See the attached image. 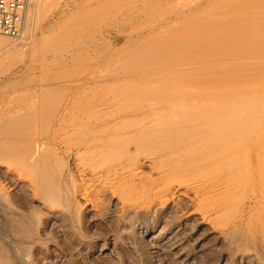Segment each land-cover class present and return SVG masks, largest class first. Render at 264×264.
<instances>
[{
  "label": "rangeland",
  "instance_id": "rangeland-1",
  "mask_svg": "<svg viewBox=\"0 0 264 264\" xmlns=\"http://www.w3.org/2000/svg\"><path fill=\"white\" fill-rule=\"evenodd\" d=\"M30 1H31L30 8H29L28 16L25 22V27H24V32H23L22 37L10 38L8 36L0 34V42L2 41H10V42L13 41L14 42L13 44L14 46H11L10 50L7 51L8 53H5V52H4L5 54L3 52L0 53V126H1L0 127V157H1L0 159V195H1L0 196V264H6V263L7 264H133L132 262H134V264H144L146 261L144 260V258L146 259V256L144 257V255L142 254L143 255L142 257L141 250H139L140 248L136 246L135 242L133 241L132 235L128 234L131 232V228H129L130 226H128L129 223L126 222L127 223L126 224L125 222H122L120 220V217L115 211V208L113 209L112 206L108 205L105 211L100 212V209L99 211L97 210L93 211L88 208L90 206H87L88 209L83 210L81 209L84 205L83 202L82 203L80 202L81 204L80 208L76 207L75 199H74L75 194L72 191L74 187L71 184L72 182H70L71 172L75 170V160H74L75 158L73 155L75 153V156H76V151L83 149L84 147H86V145H88L86 140H89V142L91 143L90 138H93V137L96 138V136H97V139L100 138L99 134L100 132H102L101 129L102 128L104 129V126L100 124V119L102 115H104L102 116L103 118L104 117L111 118V114H112V117L116 119H124V120H129L130 118H135V116H139V119L138 117L135 119L140 120V121H143L141 117L145 119H146V116L147 118L148 116L154 117V118L164 117V115L167 116V113H170V112L171 114L170 115L168 114V116L177 117L175 115H177L178 113L175 112L176 114H172V108L174 107L176 100H179L182 97V94L184 95L181 99H183L185 95H186L185 97H187L190 94L189 92L191 90L190 87L193 88L192 85L194 84L193 82H190L189 84L190 87H188V84L184 85L181 83L179 84H176V83L179 80L185 81L183 78L187 75H185L186 72L184 70L191 69L189 62L191 61L192 58L194 59L201 54L200 50L202 51V54H204L203 52H205V54L210 53L211 51L210 52L208 51L210 49L211 50L213 49L215 51L214 47L218 43V42L215 43L213 47L212 44H214V42L218 40L215 41L213 39L214 42H212L213 40L211 38V42H210L211 44L209 45V47L207 46V49H204L206 48V45L203 44L204 48H202L203 47L202 44L199 46L198 44L199 41L198 40L196 41V36L198 34L200 35L199 32L201 31L202 33V31L204 30V27L202 26V24L205 22L206 20L205 18L207 16V15H204V14H207L205 12V9L211 8V10H214L217 13L219 12L217 10H220V9L222 10V9H225L226 7L229 8L231 3L232 4L234 3L233 4L234 6L231 5L234 7V9L235 7H239L241 4L243 7L244 3L248 4L247 2L248 0L247 1L245 0L244 2L242 0L241 1L242 3H239L240 2L239 0H211V1L197 0V2L196 0H30ZM200 1H202L203 3H201ZM236 3H238V5ZM217 5L222 8L216 7ZM190 7H191V11L189 9ZM203 7H205V9ZM212 7L214 8L212 9ZM233 7L230 8L232 10V13L227 15L226 17L227 18L226 22L228 21L227 23L229 25L231 24L230 25L231 28L236 25V22H238L237 20L238 17L239 19H241L240 16L241 14H243L240 10H238L240 12H234ZM242 7H239V9ZM201 9L202 10L204 9L203 14L201 13L202 12ZM208 9L206 11H208ZM234 15L238 16L236 17L237 19L234 18ZM232 17L234 19H232ZM231 19L233 22L235 21L234 22L235 25L233 22H230ZM202 20H203V23H202ZM220 22L221 24H223V22L219 20L218 27L220 26L221 28L219 29L221 33L220 36L222 35V33L228 36L230 32H233L234 29L231 30L229 29L230 27L227 28L228 27L227 25L224 26L225 23L222 26L225 27V30L228 29V31H226V33H225V30L222 31L224 27H221ZM200 25L201 27H199V30H198V26ZM244 28L247 29V26H245ZM237 29L239 30L241 28H236L235 30L238 31ZM234 35L237 36L235 32H234ZM217 36H219V34ZM231 36L232 35H229L228 37L229 40L233 39V38L230 39ZM210 37L214 38V36H210ZM225 37L226 36H224V39ZM202 38L203 37H201L200 40ZM226 39H225V44L227 43ZM208 41H210V38H208L207 42ZM194 43H196V45ZM243 43H241L242 45L240 43L238 44H240L241 49H243L244 51L245 48H243L242 46H245V45H243ZM231 44L233 45L234 42ZM231 44H228L229 50H228V47L225 46L226 48L222 47V50H221V47H219L220 49H216L217 50L216 52H219V50H221L220 52L223 51L222 53L225 52V54L227 53L229 54L231 47L236 46V45L230 46ZM200 47L201 49H199ZM238 47L237 46L234 47V49H232L233 51L231 50L230 52H237V50L235 49ZM208 48L210 49L208 50ZM206 50L208 51L206 52ZM194 52L197 53L195 54V56H193ZM188 58H191V59L190 61L187 62ZM183 60L186 61L188 65L187 67H185L186 64L184 65L182 64L184 63ZM171 63L172 65L168 66V64H171ZM160 64L161 65L163 64L165 67L167 65L168 69L165 68V70H163L164 68H162V66L160 67ZM176 64H178L180 67L178 65H177L178 67L175 66ZM149 66H151V68ZM154 66H157V67H154ZM159 67L162 70H158ZM138 69L140 71H137ZM150 69L152 70L154 69V70L152 71ZM157 70L163 73H160V72L158 73ZM180 70L185 72V74L181 72ZM188 70H187L188 72L187 74H195L193 73V69L191 70L192 72ZM176 71H178V73ZM165 72H167L166 75L170 73L168 75V78L169 77L172 78L173 76H170V75L172 74L174 75L175 73H176L175 75H177L179 74V72H181L182 75L184 74L185 76H183V78L180 77L181 79H178L177 81L174 78L176 83L175 85L168 84V87H170L169 89L168 87H165L167 86L166 85L167 83H165V81H167V79H165L167 76L164 75ZM140 73H142V75ZM160 74L161 76L164 75L165 77L164 78H162L161 76L158 77ZM192 76L191 75L189 77L187 76L185 77V79H188V78L192 79ZM156 77H158L159 79L160 78L165 79V80L161 79V82H162V85H164V88L167 90H171L173 89L172 87H174L173 90H179V92H180V89L182 88L183 90L189 89V91L185 90L184 91L185 93L180 92L181 95L180 93H178L179 94L178 96V94L175 91L173 92L172 90L163 91V86H162V88H160L157 92H155L156 90L155 88H157L156 85L158 82H160V80L158 81ZM174 77H178V76H174ZM148 78L150 79V81L147 80ZM122 79L124 81H122ZM189 79L186 80L187 82L186 81L185 82L182 81V82L189 83L188 82ZM193 79H194V83H196V81H198L199 78L197 77V80L195 78ZM135 80H138V81H135ZM151 80H154L156 82L158 81V82L155 84V82L153 83V81ZM125 81H128V82L125 83ZM170 81H172V83L170 82L171 84L174 83L173 80L170 79ZM150 82H152V84L155 85L156 87L150 86L152 85ZM167 82L169 83V81ZM140 83H141V86H139ZM117 84H120L121 86L118 87L119 85ZM130 85H132L133 87L131 86V88H129ZM147 85L151 89L145 87ZM110 86H112L113 90L111 89ZM124 86H129V87H124ZM177 87L178 89H175ZM134 88L135 89L137 88V89L135 90ZM115 89H117L116 92L118 91L119 93L118 92L116 93ZM141 89H142V92L144 90L145 92L142 93ZM161 89L162 91L160 92ZM147 90H149L150 92ZM151 90L154 91L156 94H152L154 92H151ZM138 91L140 92V94H138L139 93ZM125 92L127 93V95ZM158 92H160L161 94L160 96ZM102 93L103 94L105 93V94L103 95ZM128 93H130L131 96ZM145 93L146 94L149 93V95H147L149 98L146 97L143 99V97H145L146 95ZM175 93L178 96L177 99L175 98L176 97ZM110 94H111V98H110ZM118 94L122 98L124 96L123 98L124 101L121 100L122 98L119 97ZM168 94H171V95L169 96ZM154 95L155 96L157 95V97L162 96L161 100L160 98H156V97L154 98ZM165 96H167L168 98H165ZM106 97H109V98H106ZM115 97L116 99L117 98L120 99L119 104H121L120 101L123 102L124 104H125V101H127L128 103L130 102V104L126 102L127 106L123 104L125 107L123 106L119 108L118 102H116L118 100H113ZM102 98L103 100H101ZM105 98L109 100L107 101ZM164 98L166 100H164ZM110 99L112 100L109 103ZM134 101L137 104H135ZM105 102L108 105H110L109 107L115 108V112L117 114H115V112L111 113L113 109L110 112V109L108 110L107 108L108 106H106L107 104H105ZM145 102L148 105L143 104ZM171 102H172V105H171ZM112 103L114 104L112 105ZM97 104L98 106L99 104L100 106L101 104L103 106L98 107ZM142 104L144 107H142ZM150 104L151 105L153 104V105L151 106ZM244 104L246 107L247 106L246 103H240L239 105L243 108ZM111 105L114 107H112ZM115 105H118L117 108H119V110L121 109L122 111L121 110L117 111L116 110L117 108ZM167 105L168 106L170 105L173 107L170 108V107H167ZM120 106H122V104ZM137 106H139L140 108H138ZM164 106L166 108H162V109H166V110L162 111L159 107H164ZM262 106H264V104ZM133 107L135 108L133 109ZM84 108L86 109V112ZM78 109L79 111H77ZM67 110H69L68 112L70 111L71 112L68 113ZM88 110L90 111L88 112ZM101 110H103L104 112L103 113L100 112ZM106 110L109 112H107ZM127 110H129V112H127ZM157 110L161 112H156ZM105 111L107 112L106 115L104 114ZM57 112H59V114H57ZM73 112L75 116L73 115ZM63 113L64 115L60 116ZM91 113L93 114V117ZM159 113L162 115H158ZM183 113L185 112H182V117L184 118L185 116L189 117V118H186L187 120L183 119V121L186 120L184 121L185 122L184 124L188 123L189 128H191L190 127L191 126L190 124L191 116L190 115H192L193 111L192 113L190 112L189 115L187 114L185 116ZM71 115H72L73 120L71 118ZM97 115L100 119H96ZM154 115H158V116H154ZM179 115H181L180 112H179ZM194 115H197V113L196 114L194 113ZM128 116L130 117L129 119L127 118ZM55 117L57 118L59 117L58 119H61L63 117L64 120L62 119L63 121L62 120L59 121ZM74 117H79L80 119L76 118L74 120ZM192 117H193L192 119H195L192 121V123L193 122L197 123L198 122L196 121L198 120L196 119L197 116L192 115ZM235 117L238 118L237 121H235L236 118H233V116L229 117L231 118V122L230 123L226 122L228 123V126H226L227 124L220 121L221 125L224 124L223 129L225 131L228 130L227 131L228 133L229 130H232L233 132V130L237 129V131H239L238 129L241 128L240 130L242 131L243 134L240 131H239V134L247 135L248 133V136H251L249 137L251 138V140L248 137H245L246 140H244L245 138L243 136L240 137L237 131H236L237 133L235 132L236 134L235 133L233 134L231 132V134L233 135V138L239 137L237 138L238 142H241L238 145L237 144H232V145H236L235 147L237 148V146H240L244 142V145L246 147H244L243 149L242 148L243 146L241 145L239 149L242 150V152L240 151V153L241 155L243 154L242 155L243 158H245L246 156L249 157V159H247L248 157L246 159H243L241 158L239 154H235L234 156H235V159L237 160V161L235 160L236 165L235 163H233L234 157L231 158L232 155H230L231 159L229 158V156L227 159L228 164L231 163L233 164V166L238 165L237 166L238 168L241 167L237 174L238 177L236 175L235 176L237 177L236 178L237 181L241 182V184H242V181H244L242 186L243 187L245 186L244 190H241V192L238 191V193L235 195V197H237L238 200H236L237 198L234 200L236 201V204L233 205L234 211L231 210V212L233 211L231 215L233 217L237 216L240 213L239 211H241V208H239L240 207L239 204L244 202L246 200V197L252 194L253 192L252 190L253 187L251 185L252 183L250 182H251V179L253 180L254 178L258 177L257 173H255L254 171L255 168H257L258 166L260 168H264V153H263L264 152V140H263L264 139V135H263L264 134V128H263L264 118L260 117V119H255V121L260 120L258 122H255L254 119L250 117V115H244V117H241V116H238V117L235 116ZM240 117H241V120H244L245 117L249 119L246 118V120H244L243 122L239 121L241 123H238V120H240ZM49 118H51L52 120L51 119L48 120L49 121L48 123L46 119H49ZM68 118L69 120L71 119L77 124H74L72 122L70 123V121L68 122ZM83 118L85 120H83ZM89 118L91 119L90 121L88 120ZM202 118L203 117H201L200 115L201 120ZM92 119H93V122H92ZM247 120H250V121L246 122ZM81 122L82 123L87 122L85 124V127H83ZM110 122L107 124H109L110 126L112 125L114 126L109 127L111 129L108 128V130L104 129V131L115 133V132H119L118 129L119 128L121 129L122 126L123 128L121 130H123L126 126H128V124L125 125L124 123H121V122H117L118 124L121 123L118 125L117 123H114L113 120H111ZM204 122L203 120L201 122H198L199 125L197 127L201 128L203 124H204L203 125L204 127L205 125H207L206 128L208 126L209 127L211 126L209 123L205 122L206 123L205 124ZM254 122L256 125L254 124ZM47 123L49 124L50 127L47 125ZM200 123H202L201 126H200ZM235 123L238 126L234 125V127L235 126L236 127L233 129L232 127H233V124ZM29 124L31 126H29ZM229 124H231L230 127H229ZM246 124H247L246 126L247 129L249 127L248 130L244 127ZM46 125H47L46 128L49 127L48 130L45 128ZM79 125H80L79 131H77ZM218 125H220V123ZM221 125L220 127H218L217 124L213 125V126H217V128L214 127L215 128L214 132L217 129L220 130L222 127ZM74 126H77L76 129L74 128ZM186 126L187 125L182 126L180 128L183 131H185L184 128L186 129L188 127ZM193 126L196 128L195 125ZM64 127L67 128L66 129L67 131L63 132L62 130L65 129ZM114 127H116L117 131L112 130V128L114 129ZM242 127H244L245 130L244 128L242 129ZM198 128H196L195 131H199L200 128L199 129ZM206 128H204L205 131L208 129ZM212 128L213 127H210L209 131H211ZM226 128L228 129L226 130ZM83 129H84V132H81ZM223 129L220 131L224 132ZM250 129L252 133L251 132L249 133ZM25 130H27V132ZM72 130H74V132H72ZM96 130H99V131H96ZM243 130L244 132H246V134L243 132ZM261 130H263V134ZM200 131H203V129L202 130L200 129ZM42 132H43V135H42ZM75 132L76 133L78 132V133L76 134ZM97 132H99V134ZM206 132L209 133L208 131ZM212 132L211 134H214V132L213 133ZM222 132L220 134H222ZM26 133L27 135L29 134V136H34V138L33 137L28 138V136H25ZM56 133L57 134L59 133V134L57 135ZM72 133H74V135ZM218 133L219 132L216 131V135ZM23 134L24 136H22ZM84 134H86V136H84ZM231 134L228 133L227 135H231ZM257 134L259 135L257 136ZM41 135L43 139L41 138ZM232 135L230 137H232ZM260 135H262L263 138L260 137ZM80 136L82 138H80ZM65 137H68V138H65ZM59 138H62V139H59ZM241 138L242 140H240ZM255 138H258V139H255ZM31 139L33 142L31 141ZM17 140L19 141L18 143L21 145H19L18 143H16L18 145L15 144ZM99 140L95 142L96 139H94L93 140L94 143L92 141L94 146L100 143ZM256 140L257 142L255 143L254 141ZM261 140L263 141L261 142ZM28 141L29 142L31 141L32 143L31 142L29 143ZM71 141L72 142L74 141L73 144H71L72 143ZM34 142L39 145L38 150L40 149V145L42 147L39 150L40 155L37 158L39 162L36 160V166H38V164L41 165L42 167L45 165L44 169L40 170L41 172H43L47 168L50 169V166L51 168L54 167V171L58 177L55 176L56 174L54 173L55 175L51 178L50 176L53 175L52 174L53 170L52 171L50 170L51 172H47L49 173L48 176L50 175V173L52 174L49 176V179L51 180V179H54L55 177L59 178L57 179L59 180V182L56 180L58 183H60L58 185V188H55L57 192V193L55 192L56 193L55 196L57 197L54 198V200L56 201L53 202L52 201L53 199H52L50 201L51 203L50 202L47 203L42 198H40L39 196L40 194L38 193L37 190H35L37 188L36 184L41 182L43 180L42 177L45 178L47 174H45L44 172L46 176L45 175L43 176V173L38 172L39 170L38 167L42 168L40 166L36 167L35 170L33 169L35 173H37L35 175H34L33 170L29 169L31 168L28 165V163H30L31 161V159L28 158L30 156L29 148L32 147ZM23 143H25V145L28 144L27 147L23 145ZM9 146L11 148H9L8 150V148L6 147H9ZM12 146L14 147L12 148ZM67 147H69V149ZM96 147L98 148L97 145ZM18 148L20 149V151L23 150L22 148L29 151L27 152L24 150V153L26 154L27 152L29 155L28 154L25 155L24 153H21V154H24V156L22 155L21 157V155L18 154L20 152ZM234 148H232L233 150L230 149V152L236 151L232 153L233 154L237 152L239 153L238 148L237 149L236 148L234 149ZM245 148H246V152L244 151ZM43 151H45L46 154ZM52 154L53 155L56 154L59 157L58 156L55 157L56 155L53 156ZM43 155H45V157ZM12 156H14V158ZM4 157H6L7 160ZM2 158H4L6 161L3 162ZM56 158L57 159L60 158V163H59V160H57ZM42 159L46 161H43ZM55 159L58 162L55 161ZM15 160H16V163L13 162ZM49 160L50 161L52 160V161L50 162ZM9 161L13 163L9 165L10 164ZM52 162L54 165L51 164ZM239 162L243 163L242 165L244 166V168H242L243 166H241L240 165L241 163ZM249 163H250V166H247L249 165ZM16 164H21V165H16ZM59 164L61 165L59 166ZM12 165L13 167L15 165V167L14 168L11 167ZM16 166L18 168H16ZM19 166H23V167L20 168ZM57 167H58V170H61V173L60 171L59 173L57 172ZM241 171H245L246 174L245 172L243 173ZM247 171L248 172L250 171V172L248 173ZM239 173L241 174V176L239 175ZM59 174H61V176H59ZM242 175L243 177L246 175L247 178H243V180L241 181L242 178H239V177H242ZM235 176L233 177L235 178ZM261 177H264V169H261ZM244 179L248 180V181L246 180L247 184H244L245 183ZM246 186H248L249 191ZM27 187H28V190H27ZM82 187H84V189L88 188L86 184L85 185L83 184ZM240 197H242L243 199L241 198L242 199L241 200ZM64 199H66V201ZM79 201H83V199L80 198ZM38 202H41V203H38ZM236 205H238L237 206L238 209L236 208ZM109 207L110 209H108ZM47 208L56 210V211L66 212L67 213L66 218H63V219L60 218L59 220L56 219V221L50 220L48 222H45L46 215L48 214ZM253 211L251 212V214L253 213ZM256 212L258 211L256 210ZM102 213H104V215ZM64 219H67L66 222H64ZM176 221L178 220L174 218L165 217L163 221L158 223L159 224L158 228L161 229L163 227L162 228L163 230L167 228L168 225L171 226V224L173 225L176 224ZM58 222H60L59 223L60 225L58 224ZM125 228L128 232L124 230ZM69 230H71L72 233L69 232ZM128 235H130V237ZM209 239L211 241H209ZM206 240L209 242H204L205 250L203 249L202 251L199 250L200 252H196V256L194 257V259L191 260L192 262L190 260H189V263L186 260H180L178 263H172V264H182V263L184 264V261H185V264H215V261L221 260L223 256V253H222L223 249L221 248V246L216 244L215 249L214 247L211 248L212 245H209V243H213L212 238H208ZM127 241L130 244H127L126 243ZM131 241L134 243H132ZM205 243L207 246L205 245ZM219 247L220 249H217ZM138 256H140L144 261Z\"/></svg>",
  "mask_w": 264,
  "mask_h": 264
},
{
  "label": "bare ground",
  "instance_id": "bare-ground-1",
  "mask_svg": "<svg viewBox=\"0 0 264 264\" xmlns=\"http://www.w3.org/2000/svg\"><path fill=\"white\" fill-rule=\"evenodd\" d=\"M203 1H205V0H203ZM208 1H211V0H208ZM239 1H240L239 3H242L241 2L242 0H239ZM244 1L245 0H243V2ZM196 2H197V0H196ZM200 2L203 3L202 1H200ZM247 2H248V4L244 3L243 7H242V4L239 6V7H242L243 9L242 8L239 9V7H235V9H234V7H233L234 3L233 4L231 3V5H233V6H231V5L230 6L233 7L234 12H240L241 11L243 13V14H241L242 17L240 16L241 19H239V17L237 15H234L235 19H237L236 17H238V19H237L238 22H236V25L234 23L235 21L234 22L232 21V19H234L232 17L230 22H233L235 25V26L232 25L233 26L232 28L230 26L231 24L229 25L227 23L228 21L226 22L227 15L232 13L230 6H229V8L226 7L225 9L217 10L219 12L216 13L214 10H211V8L210 9L207 8L208 11H206L207 9H205L206 6L204 5L205 7H203V8L205 9V12L207 13V14H204V15H207L204 23L202 20V23H203L202 26L204 27V30L202 31V33H201V31L200 32L198 31L200 33V35L198 34L196 36V41L197 40L199 41L198 42L199 46L201 44H202V46H203V44H205L206 48H204V46L202 47L204 49H207V46L209 47V45L211 44L210 43L211 38H212V40L214 39L215 41L218 40L216 42H214V40H213L212 42H214V44H212V46L215 45V43H217V42L218 43H217V45H215V47L213 46L215 51L213 49L211 50L210 49L211 47H210V48H208V50L210 49L209 51L206 50V52L211 51L210 53L205 54V52H203L204 54H202V51L200 50L201 54L200 55L198 54L199 56L196 55L197 57L194 59L193 58L187 59V62L190 61V59H191V61L189 62L190 64L188 63L190 65V68H191L189 70H190V72H192L191 70L193 69V73H195V74H187L188 69L184 70L186 72V74H185V72L180 70L181 72H183L188 77L190 75L191 76L193 75L192 79L195 78L197 80V77H198L199 78L198 81H196V83H194V79L192 80V79L188 78L189 83H183L188 79H185V77H187V76H185L184 74L182 75L181 72H179V74H177V75H175L176 73L174 75L173 74L170 75V76H173L172 78H170V77L168 78V75L170 73H168V75H166L168 72L167 70H166L167 72L164 73V75L167 76L165 79H167V81H169V83L167 81H165V83H167L166 84L167 86H165V87H168V84L169 85H175L176 81L178 79L183 78V76H185L183 78L185 81L179 80L176 84H179V83L184 84V85L188 84V87H190L189 86L190 82H193V84L195 85V86L192 85L193 88L190 87L191 88L190 91H189V89L188 90L185 89L186 91H189L190 94L187 97H185L186 96L185 95L184 98L181 99L184 95V94H182V97L180 96L181 98L179 100H176V103L174 101V103H175V104L173 103L174 107L167 105V107H170V108L173 107L172 108V114L178 113L177 115H175L177 117L168 116V114L169 115L171 114V112H170V113H167V116L164 115V117L154 118V117L148 116V118H147V116H146V119L142 118L141 117L142 114H141L140 117H141V119H143V121L135 119L137 117L139 119V116H135V118H130L128 116L127 118L128 119L130 118L129 120L116 119V118L112 117V114H111V113L115 112V108L109 107L110 105H108L106 103L109 100V99L107 100L106 98H109V97H106L105 99L107 101L105 102V104H107L106 106H108L107 107L108 110L110 109V112H111V110L113 109V111L110 113L111 118H105V117L103 118L102 116H104V115H102V113L104 111L101 110L100 111V112H102L101 113V115H102L101 119L98 117V115H97L96 119H100V124H102L104 126L105 130H108L109 127L114 126L112 124H111L112 126L107 124L111 120H113L114 123L121 122V123H124L125 125L128 124V126L125 127L126 129L124 128L123 130H121L123 128V126L121 125L122 126L121 129L120 128L118 129L119 132H115V133H110V132L104 131V129L102 128L101 129L102 132H100V134H99V132H97L100 135V138H99L100 140L97 139V136H96V138L95 137L90 138L91 143L94 139H96L95 142H97V140L100 141V143H99L100 146H99V144L95 143L98 146V148L96 147V145L94 146V144H93L94 141L91 144L89 142V140H86L88 145H86V147H84L83 149H80L78 151L75 150L76 156H75V153L73 155L75 158V159L73 158L75 160V170L73 172H71V176H70L71 181L70 182H72L71 184L74 187L72 191L75 194L74 199H75L76 207L80 208V205H81L80 202L81 203L83 202L84 205H83V207L81 206L82 207L81 209H83V210H86L89 208L90 210H93V211L94 210L99 211V209H100V212H103V211H105V209H107L108 205L112 206L113 209L115 208V211L119 215L120 220L122 222H125V223L128 222L129 223L128 226H130L129 228H131V232L128 234L132 235L133 241L135 242L136 246H138V248H140L139 250H141V255L143 254L144 257L146 256V259L144 258V260H146L145 261L146 264H172V263H178L180 260H186L189 263V260L191 261L196 256V252H200L199 250L202 251L203 249L205 250L204 242L211 241L210 239H209V241H207L206 239H208V238H212V240H213V243H209V245H212L211 248L214 247V249H215V245L218 244L223 249L222 250V253H223L222 259L219 261H215V264H264V177H261V169H264V168H260L259 166L257 168H255L254 171H255V173H257L258 177L254 178L253 180L251 179V182H250V183H252L251 185L253 187V189H252L253 192L250 195L248 194L249 196L246 197V200L244 202L241 201L242 203H240V201H239V203H240L239 208H241V211H239L240 213L235 217L231 216L232 212L234 211L233 205L236 204V201H234V200L237 197H235V195L238 193V191L241 192V190H244L245 186L244 187L242 186V184L244 182L242 180H243V178H247V177H246V175L243 177L244 174L242 175V177H239V178H242L241 179L242 184H241V182L237 181V179H236L238 177L237 174H238V171L240 170L241 167L238 168L237 167L238 165L233 166V164H231V163H230L231 165L228 164L227 159H228V156L230 158V155H232L231 158L234 157V161H235L236 160L235 156H234L235 154H239L241 156V158H243L242 157L243 154L241 155V153H240V151L242 152V150H240L239 148L241 147V145L243 146L242 147L243 149L246 146L244 145V142H243L240 146H237L239 153L237 152V153L233 154L232 152H236V151L230 152V149L233 150L232 148H234L236 146V145H232V144L238 145L241 142H238L237 138H239V137H235L236 135L234 136L235 138H233V135L231 134L232 130H229V132H228L232 135V137H230L231 135H227L228 134L227 129L230 127L231 124H229V127L226 128L227 131H225L223 129V125H224L223 123L227 124L226 126H228V123H226V122H229V123L231 122V118H229L231 116H233V118H236L235 116L244 117V115H250V117H252V119H254V121H255V119H260V117L264 118V106H262L264 104V0H248ZM236 4L238 5V3H236ZM190 6H191V4H190ZM207 7H209V6H207ZM216 7L222 8V7H219L218 5ZM29 8H30V4H29ZM29 8H28V12H29ZM213 8L214 7H212V9ZM189 9L191 11V7ZM204 9L203 10L201 9L202 14H203ZM238 10H240V11H238ZM28 12H27V16H28ZM26 19H27V17H26ZM219 20H221L222 22L225 20L223 22V24L225 23L224 26L227 25L228 26L227 28L230 27L229 29H231V30H233V29L235 30L236 28H241L243 31L241 29H239V30L237 29L238 31L233 30V32H230L231 34L229 33V35H232L230 37V39L233 38L231 40H229V38H228L229 35L227 36V35H224L222 33V35L220 36L221 33H220L219 29H221V28H220V26L218 27ZM25 22H26V20H25ZM192 22H193V20H192ZM194 23H195V21H194ZM223 24H221V22H220L221 27H224V26H222ZM193 26H195V25H193ZM245 26H247V29L244 28ZM24 27H25V23H24ZM24 27H23V30H22L20 37H22V35H23ZM199 27H201V25L198 26V30H199ZM203 27H202V29H203ZM195 30H197V29H195ZM224 30H225V27L223 28L222 31H224ZM226 31H228V29L225 30V33H226ZM234 32L237 34V36L234 35ZM218 34H219V36H217ZM205 36H207V37H205ZM210 36H214V38L210 37ZM224 36H226L227 39L229 40V42H228V40L225 37L226 42H227L226 44H225ZM201 37H203V38L200 40ZM222 37L224 40L222 39ZM208 38H210V41H208L209 43L207 42ZM216 38H218V39H216ZM6 40H8V39H6ZM12 42H10V41L0 42V53L1 52L8 53L7 51L10 50L11 46H14L13 45L14 42L13 43ZM171 42H172V40H171ZM230 42L231 43L234 42V44L232 45ZM196 43H194V44L196 45ZM236 43L237 44L243 43V45H245V46H242V47L245 48V50L243 51V49H241L240 44L237 45ZM23 44H25V43H23ZM228 44H231L230 46L236 45L237 47L238 46H240V47L235 49V50H237V52H230L236 46L231 47L229 54L228 53L225 54V52L222 53L223 51L220 52L222 50V47H225V46H227L228 50H229ZM219 47H221V50H219V52H216L217 51L216 49H220ZM182 49H183V47H182ZM193 49H195V48H193ZM199 49H201V47ZM9 53H11V52H9ZM195 54H197V53L194 52L193 56H195ZM163 64L162 65L160 64V67L162 66V68H164L163 70H165V68L168 69V66L172 65V63H171V64H168V66L166 65V67H165ZM182 64L183 65L186 64L185 67L188 66L186 61H184V63H182ZM177 65L178 64H176L175 66H177ZM149 67L151 68V66H149ZM154 67H157V66H154ZM140 68H141V66H140ZM159 68H158V70H162L161 68L160 69ZM183 68H184V66H183ZM150 70H152V69H150ZM158 70H157L158 73L159 72L163 73V72L158 71ZM137 71H140V70L138 69ZM173 72H171V73H173ZM176 72L178 73V71H176ZM140 74L142 75V73H140ZM140 74H138V75H140ZM155 75H156V73H155ZM164 75L161 76V74H160L158 77L161 76L162 78H164L165 77ZM174 76H178V77H174ZM158 77H156L158 79V81L160 80V82L157 81L158 83L154 80H151V81H153V83L154 82H155V84L157 83V85H156L157 88H155L156 86L153 85L152 82H150L152 84L150 86H155L154 87L156 89V90L154 89L155 92H157L160 88H162V86H163V91H171L172 90V92L175 91L177 94L180 92L183 93L185 91V90H183V88L182 89L179 88L180 92H179V90H173L174 87H172L173 89H171V90L165 89L164 85H162V82H161L162 78L159 79ZM153 78H155V77H153ZM174 78L176 81L174 80ZM165 79H162V80H165ZM170 79L173 80V82H174L173 84H171L172 81H170ZM147 80L150 81L149 78ZM122 81H124V80L122 79ZM135 81H138V80H135ZM127 82L128 81H125V83H127ZM125 83H124V85H125ZM147 84H149V83H147ZM117 85H119L118 87L121 86L120 84H117ZM131 86L132 85H130V87L129 86H124V87L131 88ZM139 86H141V83ZM110 87L113 90L112 86H110ZM145 87L149 88L148 85ZM168 88L170 89V87H168ZM149 89H151V88H149ZM175 89H178V87ZM116 90L117 89H115V92H116ZM147 91H149V90H147ZM161 91H162V89L160 90V92ZM133 92H134V90H133ZM141 92H142V89H141ZM143 92H145V90ZM151 92H154V91L151 90ZM155 92L152 94H156ZM160 92H158L159 96L161 95ZM128 94L130 95V93H128ZM138 94H140V92ZM138 94H136V95H138ZM177 94L175 97L176 99L179 96V94H178V96H177ZM126 95H127V93H126ZM147 95H149V93L146 94L145 97L142 96L143 99L148 97ZM157 95L156 96L154 95V98L155 97L160 98V100H161L162 96L157 97ZM168 95L170 96L171 94H168ZM180 95H181V93H180ZM139 96H141V95H139ZM167 96H165V98L169 97V96L168 97ZM116 97L114 99L112 98L113 100H118L116 102H118L119 106L115 105L116 108H117V106L119 108L123 107L124 105L127 106V104H126L127 101H125V104L120 101V103L122 104V106H120L121 105V104H119L120 99L119 98L116 99ZM119 97H121V96L119 95ZM110 98H111V94H110ZM123 98H124V96H123ZM123 98L121 100H123ZM150 98H152V97H150ZM165 98H164V100H166ZM112 99H110L109 103L111 102ZM127 99H128V97H127ZM138 99H140V98H138ZM101 100H103V98ZM116 102H115V104H116ZM157 102H159V101H157ZM97 103H99V102H97ZM134 103H135V101H134ZM134 103H133V105H134ZM240 103H246L247 106L245 107V104H244V107L242 108L239 105ZM102 104H101V106L99 104V106L102 107L103 106ZM105 104H104V106H105ZM113 104L114 103H112V105ZM128 104H130V102ZM135 104H137V103H135ZM139 104H140V102H139ZM143 104H147V103L145 102ZM143 104H142V107H144ZM171 105H172V102H171ZM97 106H98V104H97ZM139 106H137V107L140 108ZM83 107H84V105H83ZM112 107H114V106H112ZM104 108H106V107H104ZM119 108H117L116 110L120 111L121 109L119 110ZM134 108L135 107H133V109ZM159 108L162 111L166 110V109H162V108H166L165 106L159 107ZM197 108H198V110H197ZM84 109H82V110H84ZM94 109H95V107H94ZM68 111L69 110H67V112ZM77 111H79V109ZM89 111L90 110H88V112ZM106 111L104 113L105 115L107 114V112H109V111H107V112ZM192 111H193V113H192ZM70 112H68V113H70ZM85 112H86V109H85ZM127 112H129V110H127ZM156 112H161V111L157 110ZM179 112L181 115H179ZM182 112H185V113H183L184 116L187 114L189 115L191 112L193 116H197L196 119H198V120H196V121L201 122L203 120V122L205 121L206 123H209L211 125L210 127H213V128L211 129V131H209V128H210L209 126L207 127L208 128L207 129L206 128L207 125H205V127H204L203 126L204 124L201 126L202 123H200L201 128L200 127L199 128L201 130L203 129V131H200V129L197 127L199 125V123L198 122L192 123V121L195 120V119H192L193 118L192 115H190L191 116L190 118L192 120L190 119V124H191L190 127L191 128H189L188 123L184 124L185 123L184 121L187 120L186 118H189V117H187V116H185V118L182 117ZM194 113L195 114L197 113V115H194ZM57 114H59V112H57ZM115 114H117V113L115 112ZM198 114H199V116H198ZM63 115H64V113L60 116H63ZM73 115L75 116L74 112H73ZM84 115H86V114H84ZM158 115H162V114L159 113ZM158 115H154V116H158ZM200 115H201V117H203L202 120L200 119ZM67 116H69V115H67ZM64 117H66V116H64ZM92 117H93V114H92ZM241 117H240V120H238V123H241L239 121L243 122L247 118V117H245V119L243 118L244 120H241ZM55 118L58 119L57 117H55ZM71 118H72V115H71ZM76 118L80 119L79 117H74V120ZM84 118H83V120L86 119V118L85 119ZM90 118L88 119L89 121L91 120ZM50 119L51 118L46 119V120L48 121ZM62 119L64 120L63 117L61 119H58V120L61 121ZM183 119H186V120L183 121ZM199 119H200V121H199ZM237 119L238 118H236L235 121H237ZM247 119H249V118H247ZM53 120H54V118H53ZM72 120H73V118H72ZM72 120L71 119L69 120V118H68V122L70 121V123L72 122L74 124H77ZM220 121L223 122L222 123L223 125H221ZM248 121H250V120H247L246 122H248ZM258 121H260V120H258ZM258 121H255V122H258ZM68 122H67V124H68ZM92 122H93V119H92ZM182 122L184 125L182 124ZM217 122H219L220 125L222 126L220 130L223 129L225 133L218 130V129L215 130V132H214V129H215L214 127H216V128H217V126L220 127V125H218L219 123H217ZM255 122H254V124H255ZM48 123H49V121H48ZM48 123H47V125L49 126ZM86 123H84V122L82 123L83 127H85ZM121 123H119V124H121ZM236 123L233 124V127L231 126L233 129L236 126H238ZM180 124L182 126H185V125L188 126V127L186 126L187 127L186 129L184 128L185 131H183L180 128V127H182ZM215 124H217V126H213ZM259 124H260V122H259ZM44 125H45V123H44ZM47 125L45 126V128L47 127ZM193 125H195L196 128L199 129V131H195L196 128ZM234 125H236V126L234 127ZM263 125H264V123H263ZM29 126H31V125L29 124ZM62 126H63V124H62ZM68 126H66V127H68ZM246 126H247V124L244 126L247 129ZM66 127H64L65 128L64 130H62L63 132L67 131ZM76 127L77 126H74L75 129H76ZM79 127H80V125L78 126L77 131H79ZM100 127H101V125H100ZM203 127L206 128L207 129L206 131H208L209 133H207ZM244 127H242V129ZM23 128H25V127H23ZM48 128H46V129L48 130ZM194 128H195V130H194ZM245 128H244V130H245ZM42 129H44V128H42ZM70 129H72V128H70ZM109 129H111V128H109ZM240 129L241 128H239L238 130L242 133V131ZM248 129H249V127H248ZM253 129H254V127H253ZM55 130H56V128H55ZM112 130L117 131L116 127H114V129L112 128ZM212 130H213L214 134H211ZM244 130H243V132H244ZM25 131L27 132V130H25ZM58 131H59V129H58ZM96 131H99V130H96ZM216 131L219 132L217 135H216ZM236 131H237V129L233 130L232 133L234 134ZM239 131H237L238 134H239ZM257 131H258V129H257ZM261 131L263 134V130H261ZM44 132H45V130H44ZM72 132H74V130H72ZM81 132H84V129ZM221 132H222V134H220ZM250 132H251V129H250L249 133ZM244 133L246 134V132H244ZM257 133H259V132H257ZM72 134L74 135V133H72ZM242 134H239L240 137L241 136H243L244 138L245 137H248V138L251 137V136H248V133H247V135H242ZM260 134H261V132H260ZM42 135H43V132H42ZM42 135H41V138H42ZM258 135L259 134H257V136ZM22 136H24V134ZM25 136H28V138H31V137L34 138V136H29V134L27 135V133ZM35 136H36V134H35ZM84 136H86V134H84ZM69 137H71V136H69ZM260 137L263 138L262 135H260ZM65 138H68V137H65ZM80 138H82V137L80 136ZM242 138L240 140H242ZM59 139H62V138H59ZM249 139L251 140V138H249ZM255 139H258V138H255ZM28 140H30V139H28ZM80 140H79V142H80ZM244 140H246V138ZM263 140H261V142ZM31 141H32V139H31ZM259 141H260V139H259ZM11 142H12V140H11ZM18 142L19 141L17 140V142H15V144ZM73 142L71 144H73ZM254 142L256 143L257 140ZM261 142H259V143H261ZM18 144H16V145H18ZM19 145H21V144H19ZM23 145H25V143H23ZM27 145H25V146L27 147ZM76 145H77V143H76ZM261 145H263V144H261ZM38 146L39 145L34 142L32 147L29 148L30 150L28 149L30 151V153H29L30 156L28 158L31 159L30 163H28V165L31 167V168H29L30 170L31 169L35 170V168L38 166L42 167L38 163H37L38 166H36V160L38 161L37 158L40 155L39 150L42 148L40 145V149L38 150ZM79 146H78V148H79ZM253 146H254V144H253ZM13 147L14 146H12V148ZM21 147H23V146H21ZM6 148H8V150H9V148H11V147L9 146ZM24 148H22L23 150H21L23 152H21L19 149L20 152L18 154H20L21 157H22V155L24 156V154H25ZM67 148L69 149V147H67ZM43 149H45V148H43ZM25 151H27V150H25ZM29 151H27V152H29ZM244 151L246 152V148ZM27 152H26V154H28ZM43 152H45V151H43ZM229 152L232 154H230ZM21 153H24V154H21ZM45 154H46V152H45ZM55 155L56 154H54L53 156H55ZM43 156L45 157V155H43ZM57 156L58 155H56L55 157H57ZM12 157L14 158V156H12ZM48 157H50V156H48ZM247 157L248 156H246L243 159H246ZM4 158L6 159V157H4ZM4 158H2L3 162H5L7 160V159L5 160ZM51 158H53V157H51ZM237 158H238V156H237ZM0 159H1V157H0ZM56 159H55V161L59 160V163H60V158L57 160ZM247 159H249V157ZM42 160L46 161L44 159H42ZM234 161H233V163H235V165H236L237 160L235 162ZM13 162L16 163V160ZM53 162L51 164H53ZM12 163L10 162L9 165H11ZM239 163H241V162H239ZM51 164H49V165H51ZM56 164H58V163H56ZM242 164L243 163H241L240 165L243 166ZM16 165H21V164H16ZM42 165H44V164H42ZM60 165L61 164H59V166ZM247 166H250V163ZM11 167H13V165ZM14 167H15V165H14ZM19 167L21 168L23 166H19ZM44 167H45V165L42 168L38 167V169H39L38 172H41L40 170L41 169L43 170ZM16 168H18V167L16 166ZM46 168H47V166H46ZM242 168H244V166ZM47 169H45L43 172H41V173H43V176L45 174H47V176H48L49 173H47V172H51L52 170L54 171V167L51 168V166H50V169L49 168H47ZM20 170H22V169H20ZM34 170H33V172L35 175L37 173H35ZM53 171H52L53 175L51 173H50V175H52V176L49 175L51 178L56 174L55 171L54 172ZM59 171L61 173V170H58V167H57V172L59 173ZM44 172H45V174H44ZM241 172L244 173L245 171H241ZM240 173H239V175L241 176ZM245 174H246V172H245ZM47 176L45 178L41 176L43 178V180L36 184L37 188L35 190H37L38 193L40 194L39 195L40 198H42L44 201L49 203L52 199H53L52 200L53 202L56 201V200H54V198L57 197V196H55L57 193L55 188H58V185L60 183H58L59 180H57L59 178L55 177L54 179L50 180L49 176L48 177ZM55 176H57V174ZM59 176H61V174H59ZM233 176H235V178ZM35 178H36V176H35ZM60 179H62V178H60ZM235 179H236V181H235ZM244 180H245L244 184H247L246 183L247 179H244ZM83 184L84 185L86 184L88 188L84 189V187H82ZM80 186H81V188H80ZM66 187H68V186H66ZM246 187L249 191L248 186H246ZM86 189H88V190H86ZM27 190H28V187H27ZM58 193H59V191H58ZM239 195H240V193H239ZM80 198L83 199V201H79ZM241 198L242 197H240V199ZM64 200L66 201V199H64ZM236 200H238V198ZM38 203H41V202H38ZM39 205H41V204H39ZM54 205H56V204H54ZM87 206H90V207L87 208ZM237 206L238 205H236V208H237ZM108 209H110V207ZM47 210H48V214L46 215L45 222H48L50 220L56 221V219L59 220L60 218H62V219L66 218L67 213L64 211H56V210H52L49 208H47ZM231 210H233V211L231 212ZM253 210H255V211H253ZM256 210L259 213L256 212ZM252 211H253V213L251 214ZM45 213H46V211H45ZM255 213H257V214H255ZM102 214L104 215V213H102ZM165 217L166 218L167 217L168 218H174V219H177L178 221H176V224H174V225L171 224V226L168 225L167 228L162 230L163 227L161 229L158 228V226H159L158 223L163 221V219ZM66 220L67 219H64V222H66ZM59 223L60 222H58V224ZM43 225H45V224H43ZM124 230H126V228ZM69 232H71V230H69ZM122 234H124V233H122ZM128 236L130 237V235H128ZM116 241H118V240H116ZM128 241L126 243L130 244V243H128ZM118 242H120V241H118ZM134 242H132V243H134ZM126 243H125V245H126ZM205 245H206V243H205ZM114 247H116V246H114ZM217 249H220V247ZM207 250H208V248H207ZM212 250H211V252H212ZM203 252H205V251H203ZM143 255H142V257H143ZM140 256H138V257H140ZM132 263L134 264V262H132ZM184 264H185V261H184Z\"/></svg>",
  "mask_w": 264,
  "mask_h": 264
},
{
  "label": "built area",
  "instance_id": "built-area-1",
  "mask_svg": "<svg viewBox=\"0 0 264 264\" xmlns=\"http://www.w3.org/2000/svg\"><path fill=\"white\" fill-rule=\"evenodd\" d=\"M30 0H0V34L10 38L21 36Z\"/></svg>",
  "mask_w": 264,
  "mask_h": 264
}]
</instances>
